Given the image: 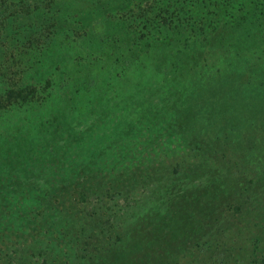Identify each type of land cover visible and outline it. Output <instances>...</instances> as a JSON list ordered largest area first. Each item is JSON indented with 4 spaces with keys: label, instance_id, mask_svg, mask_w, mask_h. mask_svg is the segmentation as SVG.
I'll return each mask as SVG.
<instances>
[{
    "label": "rangeland",
    "instance_id": "obj_1",
    "mask_svg": "<svg viewBox=\"0 0 264 264\" xmlns=\"http://www.w3.org/2000/svg\"><path fill=\"white\" fill-rule=\"evenodd\" d=\"M56 1L59 11L47 17H61L64 4L72 0ZM127 1L128 5L134 3ZM143 1L152 6L150 0ZM157 1L163 9L158 19L171 24L166 32L160 28L157 33H165L171 43L154 42L155 29L149 25L145 33L150 35L140 45L148 54L135 62L129 58V25H133L129 21L118 27L91 14L72 37L62 25L55 27L59 35H52L51 21L44 14L0 23V105L6 103L7 89L23 84L44 87L48 98L45 107L28 121L29 143L21 149L14 145L19 152L11 158L4 157L12 146L7 137L26 123L24 111L33 101L0 108L1 257L14 261L22 257L18 264H86V259L78 257L86 238L76 236V231L86 228L87 233L88 214L104 218L112 231H132L140 226L137 222L147 220L152 227L167 228L182 205L196 198L211 201L218 194L217 187L221 193L234 180L242 199L251 202L243 216L231 218L227 224L232 250L225 264H253L264 259V183L262 189L251 186L245 176L262 177L264 160L257 158L255 150L249 158L258 161L251 168L241 166L240 171L233 164L243 155V139L262 147L257 133L264 126V93L254 97L252 88L264 78L251 84L250 70L264 71V9L251 7L246 0ZM89 3L76 0L73 5L78 10ZM147 11L152 12L149 17L156 14L149 7ZM239 21L246 27L239 35L256 39L235 43L246 51L245 58L239 61L233 56L234 63H230L224 50L213 48L211 52L206 45L223 33H236ZM99 24H104L103 31ZM80 28H86V35ZM96 34H108L110 41L102 46ZM54 37L56 56L52 58L49 45ZM115 41L122 45L121 58L113 52ZM82 55L89 63H72ZM70 63L71 75L63 73ZM218 69H224L223 77ZM238 70L241 75L235 85L230 77ZM92 75L98 86L90 84ZM66 78L76 89H89L76 90L78 112L65 118L58 115L61 91L55 81L64 83ZM48 81L54 85L48 86ZM229 83H234L235 91L228 89ZM97 88L102 97L95 106L84 109ZM189 134L196 135L197 142ZM32 135L36 141L31 142ZM203 140L216 142V156L211 150L196 149ZM28 149L38 158L28 164L13 163ZM219 153L227 154L228 160L223 161ZM55 198H60L56 205ZM198 210L210 218L218 212V208ZM38 213L47 216L40 223L46 231L31 236L29 219ZM209 221H201V228ZM180 245L176 243V247Z\"/></svg>",
    "mask_w": 264,
    "mask_h": 264
},
{
    "label": "trees",
    "instance_id": "obj_2",
    "mask_svg": "<svg viewBox=\"0 0 264 264\" xmlns=\"http://www.w3.org/2000/svg\"><path fill=\"white\" fill-rule=\"evenodd\" d=\"M75 1L76 0H72L71 3L64 4L66 9H62L60 11V13L63 11V15H61V17H47V15L50 13H57L59 11L57 9L59 6H55L57 4L56 0H34L32 3H27L26 0H0V23L3 20L16 22V20H19L20 16L27 15L30 17H37V14H44V17L51 21L50 28H52V35H59V32H57L58 30H56L55 27L62 25L68 30L67 36L72 37L77 36L78 33L76 31L78 26H83V20L87 19L88 16L90 17L91 14L93 16L101 17L106 23L114 22L115 26L118 27L129 21L130 23H133V25H129V28H131L130 32L132 38L131 49H129V58L131 59V62H135L136 60L139 61L142 56L148 54V51H146L144 48H141L140 45L142 39L149 37L150 35L145 33V29H147L149 25H153L155 29L154 35L156 38L154 36L152 38L154 42L160 45L171 43V38L165 33L163 34L161 32L159 33L160 35L157 33L158 29L163 28L166 32V30L169 29L168 27L171 26L170 21H167V19H158V12L162 13L163 9L162 6L159 7L157 0L149 1L152 3V6H149V3H147L148 1L144 2L143 0H134V3L129 5L127 0H90V6L83 5L80 9L78 8V10H76L75 5H73V2ZM245 2L251 7L257 6V8L264 9V0H246ZM216 6L220 7V4L216 3ZM147 7L154 9L156 13L154 17L151 16L153 17V20L151 17H149V14L152 12L149 13L147 11ZM261 17L264 19V15ZM37 20L39 19H36V22ZM250 23L252 26L261 27L256 25V22L250 21L249 24ZM99 25L101 26L100 30L103 31L105 28L104 24ZM178 26L179 25L176 27L179 28ZM174 28L175 27L172 28V32H174ZM245 29L246 27H244V23L239 21L236 27V33H223L219 36V38L212 39V44L208 43L206 48L209 47L211 52L213 48L216 50H224V53H226V60H228L230 63H234L233 56H235V58L239 61H243L246 51L243 50L242 46H238L235 43L242 41L244 38L256 39L255 36H250L248 34H244L243 36L239 35ZM80 31L83 32V35H86V28H80ZM36 32L37 30L34 31V34ZM252 34L254 35L253 31ZM97 37L99 43H101L102 46L106 45L107 41H110V39H108L110 37L108 34H106L105 37L102 34L97 35ZM54 41L55 37L52 39V44H48L51 46L50 54L52 58L56 56L54 49L56 43H54ZM33 42L34 40H32L31 43ZM113 44L115 45L113 52H115V54L118 53L119 58H121V43L119 41H115ZM45 57L46 55L44 56V59ZM82 61L85 63L87 61L86 57L83 55L78 56L72 63H80V65H82ZM87 63L89 62L87 61ZM71 66L72 65L70 63V68H68V70L63 73H70L71 75L70 70H73ZM223 73L224 69H218V74L220 77H223ZM263 73L264 71L259 68L251 69L250 74L253 77V79L250 81L252 82L251 84L255 85L259 83L258 78H264ZM239 74L241 75L238 70L233 76L230 77V80L233 81L235 85L239 81ZM92 78L94 80L90 82V84H97L98 86V81L94 78V75H92ZM67 80V78L64 79V83L61 81H55V84L59 85L57 88H59L61 91H59L61 95L57 102V106L60 105L62 107H58V115L65 118L67 116H75L78 112L76 107V93L78 92L76 90L80 91L81 88L89 89L88 87L81 86L76 89L75 87H77V85H74L73 83H66ZM107 81L108 79H106L104 83L107 84ZM88 83L89 81H87V84ZM234 83L228 84L229 90L235 91V87L233 86ZM47 85H54V83L52 84L51 81H48ZM241 90L242 88L239 91ZM28 91L30 93H27ZM252 91L254 97L261 96V93H264V81L255 85L252 88ZM79 95L83 96L82 94ZM91 95L92 96H89L88 102L84 109H90L95 106L96 100L102 97V91L100 88H97V90ZM5 96H7L6 103L0 105V108L3 110L9 109L10 107H15L16 105H29V101H33V105L28 106L24 111L25 119L22 117L26 123L20 124L21 126L17 134L7 137V141L11 142L12 146L9 148V150L6 149L4 157L11 158V156L19 152L14 147V145L21 149L22 146H25L26 143H29L30 138L28 137L27 132L30 123H28V121L30 120V117H34L35 113L39 109L45 107L44 103L48 98L45 95L44 87H38L34 84L17 85L16 87L7 89ZM260 127L261 129H259L257 134L260 137L258 144L262 147H258L257 145L255 146L253 143L249 145V141L247 139H243V144L240 141L244 150L243 155L240 156V159L237 160V162L233 161V164H236V168L240 171L241 166L243 167L247 165L249 168H251L252 165L257 163L258 160L249 158L251 151L254 152L256 150L257 158L264 160V140H262V138H264V126ZM188 138H190L192 141H196V135L189 134ZM34 139L35 137L32 135L31 142ZM207 144L214 146H208ZM196 149L200 151L206 150L207 152L208 150H211L214 156L217 155V153H215V141L203 140L201 147L197 145ZM4 150L5 148L3 149V152ZM31 151L32 149L28 151V153L25 152L24 156L23 153L18 154L20 160L17 162L13 161V163L21 162L28 164L35 158H38L35 156L37 154H31ZM218 156L221 157L223 161H227L229 158L227 154L222 153H219ZM5 162L10 163L11 161L7 160ZM259 164L261 163H258V165ZM262 175V177H257L256 175L249 177L250 175L245 174V176L249 178L248 183L251 186H255L260 189H262V183H264V172ZM228 182L230 183V180ZM237 184H239L238 180ZM217 188L218 194L214 195V199H210L211 201L205 200V202H203V198H196L193 202L182 205L181 211L171 218L173 223L167 228L161 227L159 225L152 227L153 223L147 220L145 222H137L136 225L140 226L136 229H132V231L122 229L119 231H112L111 227H108V221H105L104 218L100 216L97 217V214H88L90 218L88 219V223H90V225L87 233L86 228L76 231V236L86 238L85 243H83V246H81L82 249L81 247L78 249V257L80 256L81 258L86 259V264H225V262L231 256L232 250V246L228 243L229 234L227 224L230 223L229 221L231 218L238 219L239 217L243 216V210L245 209V206L250 204L251 201L248 198L242 199V195L239 194V187L236 186L234 180L233 184L228 185L227 189L222 190L221 193H219L220 188ZM262 195H264V193L261 194V196ZM83 196L80 195L79 198L82 199ZM59 200L60 198H55L53 201L54 205H56ZM255 201L256 200L254 199L252 203H255ZM205 208H209V210ZM216 208H218V212L213 216V218H210L208 214L205 216L203 213H201V211L198 210L201 209L203 211L209 212L210 210H214ZM46 217L47 216H42V213H38V217L36 215L29 219V232L31 233V236H37L39 233L46 231L40 227V223L42 221H46ZM208 219H210L209 223L205 222L206 224L203 228H201V221H207ZM213 226L217 229L212 230ZM141 227L142 229L139 230ZM82 242L84 241L82 240ZM177 242L182 243V245L176 247ZM46 252L48 251L46 250L45 253ZM20 259H22V257H20L17 261H14L12 258H3L0 256V264H18ZM253 264H264V259Z\"/></svg>",
    "mask_w": 264,
    "mask_h": 264
}]
</instances>
